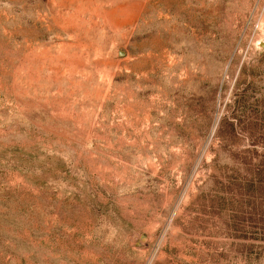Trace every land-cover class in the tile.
<instances>
[{
    "label": "rangeland",
    "instance_id": "1",
    "mask_svg": "<svg viewBox=\"0 0 264 264\" xmlns=\"http://www.w3.org/2000/svg\"><path fill=\"white\" fill-rule=\"evenodd\" d=\"M0 264H264V0H0Z\"/></svg>",
    "mask_w": 264,
    "mask_h": 264
}]
</instances>
